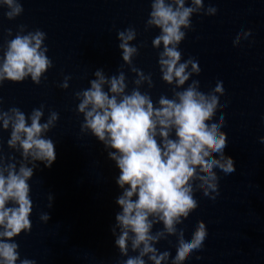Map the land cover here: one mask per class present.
Wrapping results in <instances>:
<instances>
[{
  "label": "clouds",
  "instance_id": "obj_1",
  "mask_svg": "<svg viewBox=\"0 0 264 264\" xmlns=\"http://www.w3.org/2000/svg\"><path fill=\"white\" fill-rule=\"evenodd\" d=\"M4 15L11 20L23 12L19 0H0ZM218 9L204 0H151L145 30L156 28L158 34L151 41L157 49L160 79L171 86L172 96L161 94L153 101L149 92L139 85L147 81L153 87L152 73H145L134 64L144 43H132L137 30L126 27L117 30L116 40L121 63L116 72L108 74L96 68L88 87L74 90L78 103L72 111L80 118V134L90 135L103 146L106 159L113 162L117 174L113 181L118 189L113 203L116 206L109 225L116 257L112 264H180L199 261L196 254L204 248L208 228L197 218L186 234L184 223L196 208L202 195L215 201L220 195V176L236 171L235 158L227 154L225 113L217 109L227 107L229 101L221 93L225 83L217 75L208 90H200V81L191 79L201 72L199 61L192 56L182 59L179 48L186 33L193 30V15L214 16ZM18 25L6 36L0 55V86L6 81L22 82L30 79L39 85L53 67L47 55L46 33L39 28L28 30ZM252 30L241 23L232 34L233 43L249 40ZM134 73L128 90V75ZM70 75H63L57 87L69 88ZM3 97H0V104ZM59 113L45 105L34 107L30 113L12 106L0 108V130L8 131L7 152L0 144V264H37L35 258L21 256L16 237L32 230L30 219L34 207L30 181L36 170L51 168L56 161V142L48 133L56 126ZM264 123V113L260 115ZM264 144V135L258 137ZM46 208L53 207L54 194L46 195ZM38 219L47 223L50 212L41 211ZM161 227L154 230V226ZM175 237L174 252L161 251L160 241ZM98 264H104L101 260Z\"/></svg>",
  "mask_w": 264,
  "mask_h": 264
},
{
  "label": "water",
  "instance_id": "obj_2",
  "mask_svg": "<svg viewBox=\"0 0 264 264\" xmlns=\"http://www.w3.org/2000/svg\"><path fill=\"white\" fill-rule=\"evenodd\" d=\"M23 12L14 19H7L6 9L0 7V55L6 39L14 37L18 25L28 30L39 28L46 33L47 55L53 67L39 85L26 79L22 82L6 81L0 86L3 103L0 108L16 106L30 113L34 107L45 105L59 113L56 126L48 135L56 142L57 158L51 168L36 170L32 177L31 195L36 207L30 217L32 230L15 239L21 256L35 258L37 264H112L117 253L113 248L109 225L113 222L118 194L113 176L117 170L106 159L103 146L90 136L80 134V118L72 109L74 90L87 88L92 72L103 68L113 74L123 63L116 40L117 30L132 26L137 38L132 43L143 42L139 55L134 58L136 67L152 73L153 87L147 81L138 87L149 92L153 101L161 94L172 96L171 86L160 79L157 49L151 41L159 32L156 28L145 30L151 0H19ZM218 11L214 16L193 15V30L186 33L179 45L182 59L189 56L199 61L201 72L191 79L200 81V90L207 91L212 84L219 49L227 0H204ZM12 29L13 37L5 35ZM128 75V90L137 87L132 83L134 73ZM63 75H70L69 88L57 87ZM8 131L0 130V144L7 152ZM54 194L53 207L48 209L46 195ZM41 211L50 212L51 219L42 223ZM161 225L154 226L156 228ZM166 241L156 247L163 251Z\"/></svg>",
  "mask_w": 264,
  "mask_h": 264
}]
</instances>
